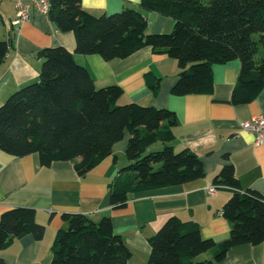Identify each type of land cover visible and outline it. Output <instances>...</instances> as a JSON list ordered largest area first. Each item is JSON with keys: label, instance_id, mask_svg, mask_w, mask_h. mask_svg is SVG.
<instances>
[{"label": "trees", "instance_id": "16d2710c", "mask_svg": "<svg viewBox=\"0 0 264 264\" xmlns=\"http://www.w3.org/2000/svg\"><path fill=\"white\" fill-rule=\"evenodd\" d=\"M171 17L170 34H150L143 12ZM51 20L63 33H73L76 53L99 55L109 62L125 59L150 47L178 62L180 74L174 96L211 94L213 66L240 60L241 70L233 105L249 104L264 88V0H141L138 9L96 18L82 7V0H51ZM10 44L0 37V66ZM44 60L40 81L19 90L0 107V150L14 157L37 154L41 164L73 162L79 176L112 155L113 147L129 136L128 164L111 181V206H126L131 195L180 186L206 177L203 162L189 148L172 146L177 115L168 109L121 101L120 86L98 88L90 71L75 63L65 47L40 52ZM154 95L162 79L146 74ZM158 143L162 149L151 150ZM218 189L231 197L222 208L232 225L222 243L204 239L200 225L171 217L149 239L147 264H218L229 251L242 245L264 244V194L243 191L233 165L214 177ZM67 230H59L51 264H129L132 252L115 234L111 217L100 222L84 214H64ZM45 227L35 210L17 207L0 217V251L32 235L43 240ZM203 254L210 259L199 261ZM0 264L6 262L0 258Z\"/></svg>", "mask_w": 264, "mask_h": 264}, {"label": "crops", "instance_id": "0c3cea01", "mask_svg": "<svg viewBox=\"0 0 264 264\" xmlns=\"http://www.w3.org/2000/svg\"><path fill=\"white\" fill-rule=\"evenodd\" d=\"M18 0H0V37L10 44L6 61L0 66V107L28 85L40 81L44 60L40 52L62 46L73 53L77 65L86 67L96 86H120L121 101L168 109L176 113L175 151L185 148L195 152L203 162L206 177L176 187L131 195L122 208H102L110 191L109 184L128 164L125 151L129 136L113 147L112 155L89 172L79 176L73 162L60 161L46 167L37 154L14 157L0 150V217L17 208L35 210L37 222L45 227L43 240L26 235L0 251L6 264H51L53 245L59 230H67L64 214H84L100 222L109 216L115 234L124 238L132 252L129 264H147L151 254L149 239L174 216L193 220L201 227L204 239L222 243L230 237L231 223L223 217L222 208L231 197L228 189L208 193L213 179L228 164L243 191L264 194V143L242 128V123L264 115V88L249 104L230 103L238 82L241 62L233 60L213 66L214 87L211 94L174 96L171 90L180 74L178 62L145 47L125 59L105 61L99 55L76 53V39L71 32H61L49 15L32 11L29 21L19 28ZM29 4L30 0H23ZM141 0H82L88 14L99 18L138 9ZM150 34H170L176 21L155 12H143ZM162 79L158 95L146 83V74ZM211 255L205 254V259ZM218 264H264V244L242 245L229 251Z\"/></svg>", "mask_w": 264, "mask_h": 264}, {"label": "built area", "instance_id": "2783aa9c", "mask_svg": "<svg viewBox=\"0 0 264 264\" xmlns=\"http://www.w3.org/2000/svg\"><path fill=\"white\" fill-rule=\"evenodd\" d=\"M17 18L13 21V26L19 28L21 24L29 21L32 11L41 15H49L51 9V0H30L27 4L23 0H18L16 3ZM242 128L255 135L257 144L264 143V115L256 116L252 120L242 123ZM218 188L213 186L208 188V193L215 196Z\"/></svg>", "mask_w": 264, "mask_h": 264}, {"label": "water", "instance_id": "95a60500", "mask_svg": "<svg viewBox=\"0 0 264 264\" xmlns=\"http://www.w3.org/2000/svg\"><path fill=\"white\" fill-rule=\"evenodd\" d=\"M102 208H108L111 207V192L109 191L108 194L106 195L103 203H102Z\"/></svg>", "mask_w": 264, "mask_h": 264}, {"label": "rangeland", "instance_id": "374dc122", "mask_svg": "<svg viewBox=\"0 0 264 264\" xmlns=\"http://www.w3.org/2000/svg\"><path fill=\"white\" fill-rule=\"evenodd\" d=\"M162 148H163V147H162V144H161V143H158V144L154 145V146L152 147L151 150H153V151H158V150H161ZM198 260H199V261H201V260H205V254L201 255V256L198 258Z\"/></svg>", "mask_w": 264, "mask_h": 264}]
</instances>
